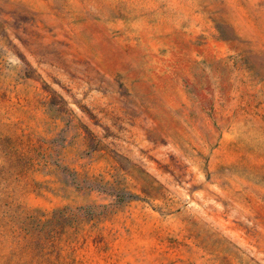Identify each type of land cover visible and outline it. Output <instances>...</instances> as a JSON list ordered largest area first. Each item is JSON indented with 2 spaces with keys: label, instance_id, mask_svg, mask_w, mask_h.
Listing matches in <instances>:
<instances>
[{
  "label": "rangeland",
  "instance_id": "obj_1",
  "mask_svg": "<svg viewBox=\"0 0 264 264\" xmlns=\"http://www.w3.org/2000/svg\"><path fill=\"white\" fill-rule=\"evenodd\" d=\"M0 264H264V0H0Z\"/></svg>",
  "mask_w": 264,
  "mask_h": 264
}]
</instances>
